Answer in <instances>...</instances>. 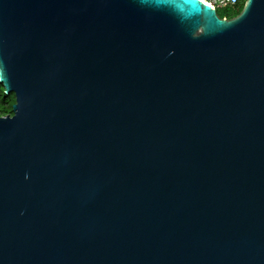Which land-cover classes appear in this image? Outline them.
<instances>
[{
	"label": "water",
	"instance_id": "1",
	"mask_svg": "<svg viewBox=\"0 0 264 264\" xmlns=\"http://www.w3.org/2000/svg\"><path fill=\"white\" fill-rule=\"evenodd\" d=\"M0 264H264V0H0Z\"/></svg>",
	"mask_w": 264,
	"mask_h": 264
},
{
	"label": "trees",
	"instance_id": "2",
	"mask_svg": "<svg viewBox=\"0 0 264 264\" xmlns=\"http://www.w3.org/2000/svg\"><path fill=\"white\" fill-rule=\"evenodd\" d=\"M241 1V5L240 6H242V4H243V2H244V0H240ZM229 8H226L225 10H221L222 12H221V14L220 13H218V11H217V13H218V15L220 16V17H232V16H234L235 14H237L239 11H240V9H241V7L240 8H238V9H236L235 10V12H233V13H229L227 10H228ZM217 10V9H216ZM3 90H4V88H3V86L0 84V110H1V112H8V110H9V112L11 113L12 111H11V105H12V103L14 102V97H6V95L4 94V92H3ZM11 95H12V93H11ZM6 103H10V107H9V109H7V108H5L4 107V105L6 104Z\"/></svg>",
	"mask_w": 264,
	"mask_h": 264
},
{
	"label": "built area",
	"instance_id": "3",
	"mask_svg": "<svg viewBox=\"0 0 264 264\" xmlns=\"http://www.w3.org/2000/svg\"><path fill=\"white\" fill-rule=\"evenodd\" d=\"M210 3L211 6L217 8H231L238 9L239 5H241L240 0H203Z\"/></svg>",
	"mask_w": 264,
	"mask_h": 264
},
{
	"label": "rangeland",
	"instance_id": "4",
	"mask_svg": "<svg viewBox=\"0 0 264 264\" xmlns=\"http://www.w3.org/2000/svg\"><path fill=\"white\" fill-rule=\"evenodd\" d=\"M241 6L239 5V8H240ZM226 8H217V11H218V13H220L221 14V10H225ZM235 10L236 9H231V8H229L227 11L229 12V13H233V12H235ZM6 95V94H5ZM14 97V95H13V93H12V95L10 94V95H6V97ZM4 107L5 108H7V109H9V107H10V103H6L5 105H4ZM10 112H9V110H8V112H1V110H0V115H6V114H9ZM12 113V112H11ZM10 113V114H11Z\"/></svg>",
	"mask_w": 264,
	"mask_h": 264
}]
</instances>
